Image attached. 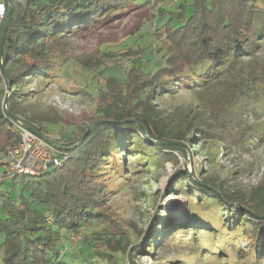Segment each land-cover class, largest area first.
<instances>
[{
  "label": "trees",
  "instance_id": "trees-1",
  "mask_svg": "<svg viewBox=\"0 0 264 264\" xmlns=\"http://www.w3.org/2000/svg\"><path fill=\"white\" fill-rule=\"evenodd\" d=\"M153 1L157 7L150 14L149 44L125 53H139L143 60L135 58L124 69L121 64L108 66L103 60L90 59L81 63V71H71L81 76L77 85H71L81 95H92L88 81L98 86L94 97L102 122H92L77 145L85 129L73 139H56L59 146L70 147L57 165L0 180L19 176L20 185L18 199L10 188L0 189V264H134L132 256L124 263L116 255L127 247L123 241L130 235L112 222L106 202L113 184L129 176L141 178L143 165L158 169L177 161L178 154L185 157L183 143L193 144L206 136L214 139L217 130L226 129L243 110L264 116V0ZM149 2L12 0L1 45L0 173L5 171L6 148L20 140L14 128L16 117L40 133V124L49 120L32 114L18 116L26 114L18 106L21 79L58 74L64 62L54 54L61 38L106 25L131 7ZM6 83L13 90L4 109ZM224 83L206 116L188 107L181 125L169 124L154 103L178 88L208 91ZM239 134L234 144L247 149L250 138H264V121L240 129ZM124 157L130 162L127 175ZM173 179L167 192H185L192 203L190 224L172 225L157 212L146 236L133 246L135 253L170 244L179 229L192 233L205 229L217 241L215 252L206 254L214 257L212 264L223 261L220 254L228 247L234 251V244L238 245L237 261L229 264H264V179L248 194L228 191L208 176L190 179L183 169H177ZM81 229L90 231L73 239L72 233ZM102 235L109 238L102 240ZM239 235L248 238L245 245L232 238Z\"/></svg>",
  "mask_w": 264,
  "mask_h": 264
},
{
  "label": "rangeland",
  "instance_id": "rangeland-1",
  "mask_svg": "<svg viewBox=\"0 0 264 264\" xmlns=\"http://www.w3.org/2000/svg\"><path fill=\"white\" fill-rule=\"evenodd\" d=\"M156 7L155 1L150 0L144 6L131 7L120 18H114L106 25L61 38L60 49L58 47L54 54L57 61L64 62L60 67L61 71L51 77L44 75L21 79L18 106L26 114L20 113L18 116L25 118L27 114H32L49 119L40 124L43 129L41 134H45L55 142L61 136L73 139L74 136L79 135L80 129L89 128L90 130L92 122L101 123V108L97 98L94 97L95 87L98 88V86L95 82L88 81V92L92 95H81L80 91L71 89V85H77L81 81V76L71 71L73 69H76V72L81 71V63L90 59L103 60L108 66L121 64V67L126 69L135 58H141L139 53L128 55L125 53L129 50L137 51L142 47L146 48L149 44L148 34L152 26L150 14L156 11ZM147 65L150 66L151 63ZM63 71L67 74L65 75ZM97 78L101 83L105 82L99 74ZM225 85L226 83L208 91L178 88L173 95L164 94L155 98L154 103L160 115L165 117L169 124L181 125L183 114L187 112L188 107L197 110L198 115L206 116L211 101ZM4 88L6 96L12 97L13 87L6 83ZM244 112L243 110L238 113L227 128L223 129L224 131L219 128L218 135L214 139L206 136L203 140L194 141L193 144L183 143L186 150L185 157L178 154L177 161H168L158 169L143 165L145 171L141 178L129 176L128 179L123 178L118 185L117 182L113 184L114 189L106 202L112 222L123 227V231L130 235L123 241V243L126 241L127 247L116 254L124 263H128L126 258L131 256L134 264L213 263L214 257L206 254L215 252L217 241L213 236L207 235L205 229H199L194 233L190 229H179L180 233L179 231L175 233L170 244L156 250H147L148 252L152 250V254H148L147 251V253L143 251L137 254L133 246L146 236L157 212H161L160 219L172 225L183 228L190 224L192 203L188 202L185 192L182 189L167 192L168 186L175 180L173 178L177 169L186 170L190 179H202L208 176L228 191L236 190L243 194H248L264 179V138L259 139L255 136L250 138L245 144L247 149H241L239 142L234 144L237 136L240 135V129L254 127L264 121V116L261 115V118H258L260 114L256 115L252 111ZM65 148H68L65 144L58 148L57 155L65 154L68 151ZM66 157L67 155H64L65 159ZM124 167L127 175L130 162L125 160ZM18 180L19 176L15 180L7 178L0 183V189L10 188L12 196L18 199L20 189ZM85 230L72 233L73 239L82 238L90 231V229ZM183 231L190 233L184 235L181 233ZM102 236V240L109 238V236ZM184 238L188 240L183 241ZM232 238L243 241L244 245L248 242V238L243 235ZM211 243V247H208L207 245ZM237 248V244H234L232 252L229 247L226 248L227 252L220 254L219 257L223 261L218 259V263L229 264V261H237L235 255Z\"/></svg>",
  "mask_w": 264,
  "mask_h": 264
},
{
  "label": "built area",
  "instance_id": "built-area-1",
  "mask_svg": "<svg viewBox=\"0 0 264 264\" xmlns=\"http://www.w3.org/2000/svg\"><path fill=\"white\" fill-rule=\"evenodd\" d=\"M6 11L7 0H0V22ZM25 124L27 123L22 118L14 122V128L18 130L20 140L6 148L2 159L5 171L0 173V180L22 173L34 174L59 162L60 156L57 155L59 152L56 151L58 147L54 145L56 142L51 141L45 134H42L44 137H39Z\"/></svg>",
  "mask_w": 264,
  "mask_h": 264
},
{
  "label": "water",
  "instance_id": "water-1",
  "mask_svg": "<svg viewBox=\"0 0 264 264\" xmlns=\"http://www.w3.org/2000/svg\"><path fill=\"white\" fill-rule=\"evenodd\" d=\"M12 6H13L12 0H7V11H6V14H5L4 18L1 21V27H0V65H1V55H2V46L1 45H2V41H3V35H4V32H5L6 24L8 22L10 13L12 11ZM7 101H8V96H6L5 99H4V101H2V105H3V108L4 109L6 108ZM16 119H19V118L16 117ZM96 123H100V122H96ZM25 125H26L27 128H29L30 131L32 130V132L35 133L36 135H38L39 137H44L40 132H38L36 129H34L29 124H25ZM88 131H89V128L84 132V134L82 135V137L80 138V140L75 145H77L78 143H80L86 137V135L88 134ZM54 145L56 147H58V148H61V146H59V145H56V144H54ZM75 145H73L72 147H74ZM69 148L70 147L65 148V149H69Z\"/></svg>",
  "mask_w": 264,
  "mask_h": 264
}]
</instances>
